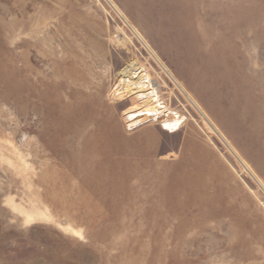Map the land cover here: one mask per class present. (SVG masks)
Returning <instances> with one entry per match:
<instances>
[{
	"label": "rangeland",
	"instance_id": "obj_1",
	"mask_svg": "<svg viewBox=\"0 0 264 264\" xmlns=\"http://www.w3.org/2000/svg\"><path fill=\"white\" fill-rule=\"evenodd\" d=\"M0 264H264V0H0Z\"/></svg>",
	"mask_w": 264,
	"mask_h": 264
}]
</instances>
